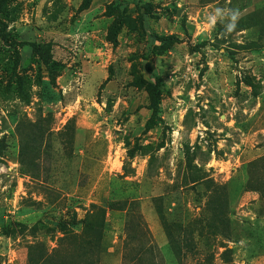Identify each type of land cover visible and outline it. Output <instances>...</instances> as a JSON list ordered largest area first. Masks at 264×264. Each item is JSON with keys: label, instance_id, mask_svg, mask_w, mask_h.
<instances>
[{"label": "rangeland", "instance_id": "374dc122", "mask_svg": "<svg viewBox=\"0 0 264 264\" xmlns=\"http://www.w3.org/2000/svg\"><path fill=\"white\" fill-rule=\"evenodd\" d=\"M0 23V264L70 260L58 225L91 205L100 264H126L131 206L157 264H264V0H8Z\"/></svg>", "mask_w": 264, "mask_h": 264}, {"label": "trees", "instance_id": "16d2710c", "mask_svg": "<svg viewBox=\"0 0 264 264\" xmlns=\"http://www.w3.org/2000/svg\"><path fill=\"white\" fill-rule=\"evenodd\" d=\"M8 0H0V15L3 13L4 8ZM147 11L149 6L144 5ZM123 20H117L113 26V35L121 29ZM1 24V23H0ZM153 42L170 43L174 38H159L155 35L152 37ZM151 78L154 79L152 85V98L153 102L159 101L161 96V84L162 77L158 73H154L151 69H147ZM154 105V106H155ZM134 205V203H132ZM131 211V213H129ZM127 213L128 220L126 221L127 238L125 239V261L126 264H157L156 252L151 240L149 229L146 227L143 217L138 213L137 208L131 206V209ZM136 213L137 219L132 217ZM81 225V232L76 233L75 230L68 231L67 226L64 223H59L60 230L65 232V237L61 239V242L70 241L74 239L78 241V247L76 248L75 255L70 260L61 258L58 255L56 257H49L41 261V257L36 260V264H100L101 254L104 248V233L107 229L106 211L105 209L98 207L97 205H91V208L86 212L84 219L75 223V225ZM32 230L37 231L38 225L34 226ZM68 231V232H67ZM180 231L178 229L177 233ZM67 232V234H66ZM169 237V243L173 250V253L177 259L181 260L184 253H191L193 251L194 243L191 235L184 231V234H172L167 229ZM10 235V233H7ZM186 237L185 239L184 236ZM128 252V253H127ZM230 249H226L223 255L225 256V262H230V257L227 256L231 253ZM65 261V262H64Z\"/></svg>", "mask_w": 264, "mask_h": 264}, {"label": "clouds", "instance_id": "9594fccd", "mask_svg": "<svg viewBox=\"0 0 264 264\" xmlns=\"http://www.w3.org/2000/svg\"><path fill=\"white\" fill-rule=\"evenodd\" d=\"M217 12H219L220 11V9H217L216 10ZM236 14H234L233 16H232V18H231V20H232V24H231V27H230V29H229V31L235 26V21L237 20V18H238V13L237 12H235ZM210 19H215V17H211Z\"/></svg>", "mask_w": 264, "mask_h": 264}]
</instances>
